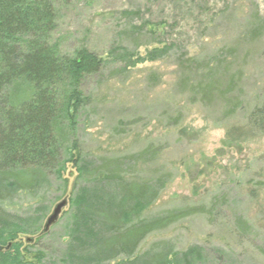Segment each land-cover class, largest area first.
Returning <instances> with one entry per match:
<instances>
[{
  "label": "rangeland",
  "instance_id": "obj_1",
  "mask_svg": "<svg viewBox=\"0 0 264 264\" xmlns=\"http://www.w3.org/2000/svg\"><path fill=\"white\" fill-rule=\"evenodd\" d=\"M50 1L49 41L102 65L80 81L90 100L65 134L60 167L1 199L0 245H11L0 264H264V130L249 125L264 106V0ZM207 72L231 80L233 115L224 117L223 100L197 101ZM149 144L158 154L129 157ZM105 158L117 166L106 180L95 168ZM119 177L162 184L141 216L184 205L206 212L149 234L131 255H108L99 247L116 227L102 211L118 201Z\"/></svg>",
  "mask_w": 264,
  "mask_h": 264
},
{
  "label": "trees",
  "instance_id": "obj_2",
  "mask_svg": "<svg viewBox=\"0 0 264 264\" xmlns=\"http://www.w3.org/2000/svg\"><path fill=\"white\" fill-rule=\"evenodd\" d=\"M55 26L50 0H0V201L7 188L30 189L42 172H55L60 167L63 149L67 148L65 134L72 129L74 115L90 100L83 98L80 81L101 69L102 61L92 52L81 49L70 56L49 41ZM208 68L214 71L216 67L211 64ZM205 76L197 86L201 93L196 100L204 104L223 100L228 106L224 117L233 115L239 104L238 98L234 99L233 109L229 108L228 99L233 100L231 80L216 78L209 72ZM182 83L186 87L187 83ZM249 125L251 129L264 130V106L251 113ZM251 129L236 127L233 131L245 138ZM72 147L73 143L70 150ZM152 150L158 154L149 144L129 157L149 156ZM154 156L149 160H155ZM107 159L95 166L105 180L117 169L115 161ZM111 162L112 170L108 169ZM117 185L121 193L118 201L102 211L106 224L116 227L99 247L108 255L113 249L118 254L131 255L149 234L206 212L203 205H184L141 216L159 196L162 184L156 188L151 180L119 177ZM132 212L141 216L135 222L130 219ZM2 214L6 212L0 206L1 218ZM10 245H0V255ZM176 261L177 258L168 263L165 259L160 264Z\"/></svg>",
  "mask_w": 264,
  "mask_h": 264
},
{
  "label": "water",
  "instance_id": "obj_3",
  "mask_svg": "<svg viewBox=\"0 0 264 264\" xmlns=\"http://www.w3.org/2000/svg\"><path fill=\"white\" fill-rule=\"evenodd\" d=\"M65 204H66V199H63L62 201L54 205L53 211L51 212L50 215H48V218L43 224L42 229L44 232L47 231L49 227L53 225V223L58 219V215ZM27 240L30 241V239Z\"/></svg>",
  "mask_w": 264,
  "mask_h": 264
}]
</instances>
